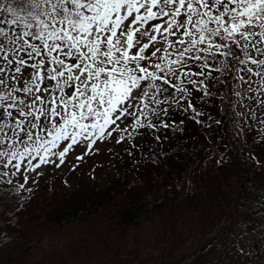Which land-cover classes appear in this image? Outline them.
Instances as JSON below:
<instances>
[{
  "label": "snow or ice",
  "instance_id": "1",
  "mask_svg": "<svg viewBox=\"0 0 264 264\" xmlns=\"http://www.w3.org/2000/svg\"><path fill=\"white\" fill-rule=\"evenodd\" d=\"M0 17V178L22 176L18 190L77 144L79 163L114 132L179 129L173 106L203 115L213 64L264 96V0H0Z\"/></svg>",
  "mask_w": 264,
  "mask_h": 264
},
{
  "label": "trees",
  "instance_id": "2",
  "mask_svg": "<svg viewBox=\"0 0 264 264\" xmlns=\"http://www.w3.org/2000/svg\"><path fill=\"white\" fill-rule=\"evenodd\" d=\"M215 67L223 83L197 98L203 115L173 106L164 119L182 131L136 130L105 154L107 186L73 197L47 169L19 190L20 178H0V264H264V109L252 102L264 96ZM67 229L73 238L53 246Z\"/></svg>",
  "mask_w": 264,
  "mask_h": 264
},
{
  "label": "rangeland",
  "instance_id": "3",
  "mask_svg": "<svg viewBox=\"0 0 264 264\" xmlns=\"http://www.w3.org/2000/svg\"><path fill=\"white\" fill-rule=\"evenodd\" d=\"M158 46L162 47V45ZM70 91L71 90L69 89V92ZM117 123L122 129L123 122L118 121ZM112 127H115V125ZM130 128L131 126L128 127L129 132H131ZM120 134L121 133L119 132H114L111 138L105 136L103 140L98 139L93 145L92 150L79 163L77 162V156L82 155L85 152L87 143L75 145L73 150L67 154L65 162L59 168L55 167V163H59V160L56 157H52V160L55 161V163L42 165L40 168L36 169V172L44 173L47 169L44 176L54 178L55 186H61L62 189L67 192L72 190L78 192L75 193L73 197L85 194L88 191L99 190L108 185V182L113 178L115 172V169L109 165L113 160L107 158L105 154L113 156L117 152V149H121L118 154L125 151L124 144L127 140L125 139L121 143L116 142V139ZM125 135L127 134L125 133ZM135 137L136 135H134L131 140H134ZM63 143L64 142L58 146L57 150L63 146ZM97 149L99 151H96ZM33 162L36 163L37 161L34 160ZM73 165H77L75 170H72ZM36 172H32L29 175L37 178L38 176L36 175ZM14 178H20L23 181L22 176H16ZM4 179L6 180L7 178ZM73 235L74 234L71 233V230L69 229L60 235L55 234L52 240V242H54L53 246L56 245L55 241H62L61 243L69 242L73 238ZM140 252V256L138 255L140 259L144 258V255H147V253H150L152 257H155L158 253L156 250L153 251L149 249H147V251L142 249ZM188 260H190V258H188L187 261ZM155 262L156 261L152 259L150 264H154Z\"/></svg>",
  "mask_w": 264,
  "mask_h": 264
},
{
  "label": "water",
  "instance_id": "4",
  "mask_svg": "<svg viewBox=\"0 0 264 264\" xmlns=\"http://www.w3.org/2000/svg\"><path fill=\"white\" fill-rule=\"evenodd\" d=\"M70 93V92H69Z\"/></svg>",
  "mask_w": 264,
  "mask_h": 264
}]
</instances>
